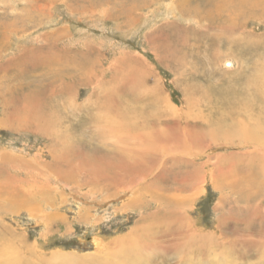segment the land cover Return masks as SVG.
<instances>
[{"label":"rangeland","instance_id":"374dc122","mask_svg":"<svg viewBox=\"0 0 264 264\" xmlns=\"http://www.w3.org/2000/svg\"><path fill=\"white\" fill-rule=\"evenodd\" d=\"M176 1L187 4L182 0H0V239L4 253L10 243L23 258L40 261L34 264H46L52 255L109 261L111 255L123 253L126 248L118 243L131 238L142 215L134 205L136 190L152 177L128 190L119 188L121 180L126 183L135 172L132 175L129 168L130 174L120 173L122 161L113 150L118 141L101 143L100 119L114 126L120 119L111 112L131 111V120L155 115L157 110L150 103L172 109L165 114L180 128L195 129L201 120L210 130L219 127L200 152L189 148L183 154L164 156L199 168V191L193 195L186 221L199 234L214 237L221 233L217 229L221 218L231 230L239 224V229L254 235L261 228L264 141L254 139L253 128L254 119L264 118V100L244 79L264 71V21L248 18V11L238 14L240 29L235 36L241 34L243 41L226 44L220 41L221 30L210 27L202 15L205 8L222 1L186 0L190 6L184 9L189 14L180 11ZM191 3L202 4V9L191 12ZM256 11L259 17L261 12ZM61 48L70 55L63 63L53 62L61 56ZM215 54L217 59L212 61ZM61 83L69 85L70 93L57 97L53 90ZM242 98L258 101L250 111L254 114L248 113L247 126L229 112ZM27 112L47 115L51 123L39 121L38 128L35 120L28 128L24 125ZM16 115L21 116L20 124ZM243 116L240 113L239 120ZM120 134L118 130L115 135ZM235 182H242L240 188L248 198L219 188ZM129 203L134 206L127 208ZM5 208L11 211L4 213ZM248 219L251 229H244ZM235 247L236 252L216 249L196 260L209 264L213 257L218 264H264L255 248Z\"/></svg>","mask_w":264,"mask_h":264},{"label":"bare ground","instance_id":"6f19581e","mask_svg":"<svg viewBox=\"0 0 264 264\" xmlns=\"http://www.w3.org/2000/svg\"><path fill=\"white\" fill-rule=\"evenodd\" d=\"M160 1H163V0H159V2ZM182 1H183V4L185 3H187L188 5L190 4L188 3L189 1H186V0H182ZM197 1L198 0H196V2ZM211 1H217V0H211ZM220 1L222 2H220L219 4L213 5L209 10L205 8L204 11L206 12L202 11L203 13L202 15L208 19V22L210 23V27H214L215 29L221 30V32L223 33V34L221 33L223 37L220 38L221 39L220 41H224L226 44H234L237 42L241 43L243 41V39L241 40L242 37L239 38L241 34L239 37L237 36L238 38H236L235 36V32L237 31L236 29H240L239 28L240 23H238L236 20V16L238 14L244 15L248 11L249 13L248 18H252L253 20L259 21V22H261L262 20L264 21V0H220ZM191 2H193V0H191ZM260 2L262 4L261 7H260ZM176 4H177L178 9L182 11L184 14L190 13L189 12L190 10L188 11L187 7H186L187 11L184 9L185 8L184 6L185 5L187 6V4L182 5L181 1H176ZM203 4L205 5V2ZM227 5L228 7L231 6L230 9H227ZM201 6L202 4L199 5L196 3L195 6L193 5L191 8L190 7L189 8L191 10L193 8V11L191 12L198 13L200 11ZM170 7L174 8V5L172 4V6ZM257 8H260V10L256 11ZM243 11H245V13H243ZM255 11L258 13L261 12V14H259V17L255 13ZM223 14H226V17H224ZM217 21H220L221 23H218ZM200 31L202 32V30ZM209 34H206V36L207 35L210 36ZM236 35H237V32H236ZM234 39H237V42H231V40L234 41ZM59 54L61 56L55 57L56 60H53V62L56 61L59 63L61 62L63 63L65 60H67L68 55H70V51H68L66 48H61ZM217 56L218 55L216 54L213 55L212 61L214 60L216 61ZM163 60L161 59V61ZM6 67L7 66H5L3 70H5ZM65 68L66 67H63L64 70L61 69L60 72L61 71L65 72ZM261 76L263 77L261 78ZM81 77L83 78V76ZM244 80L246 81V86L248 87V85H251L253 87L252 90L255 91V94L257 93L256 95L261 96V101L264 100V71H262L261 73L257 72V75L256 73L254 75H249ZM147 91L149 92L148 94H150L152 90L149 88L147 89ZM55 92L57 93L55 94ZM53 93L57 97H60V96L62 97L63 95L70 93V87L69 85L61 83L58 86V89L53 90ZM255 99L256 98H254L253 100ZM239 101L240 102L237 105H236V102L234 104L236 105L234 106L236 108H232V110L231 111L229 110V112H231V115L237 118V122L239 121L242 126H247L248 122L251 121V119H249L248 117V113L254 114V112H250V111L251 109H253V107L255 108L256 104L254 103H257L258 101L257 102L254 101L253 103L252 101L250 102L247 100L248 101L247 102L243 98ZM150 106H152L155 110H157V113L155 115L154 114H148V115L142 114L140 116H135V118L132 120L128 118L129 114H131V111L130 112H111L113 116H118L120 119V121H118L119 124H115L114 126L108 122H103L100 119V126L104 127V130H103L104 137L101 140V143L105 144L108 140L118 141L119 146L113 150H116L115 155L122 161L120 164L121 167H118L120 173L121 172L128 173L129 168H130V173L133 171L135 172L134 176L132 178H129V180L126 183L121 180L119 188L121 190H126V189L128 190L131 188L130 186H133L136 182L152 177V181L150 183L136 190L137 193H139V195L143 197V199L139 195H137L136 197L138 198L136 199L137 203L134 205L137 206L136 208H138L139 212L142 215L139 218L138 226L134 230L131 231L132 232L131 238L123 239L122 240L123 242L118 243L120 244V246L126 249L123 250V253L120 256L111 255L109 258V261H106L103 258H97V257L95 258L91 257L90 259H88V261L85 258V261H82L78 259H73V258L69 259V258H63L58 255H52L48 259V262L52 260L51 263L53 264L57 262L58 260H63L59 264H85V262L86 264L88 262L89 264H106L107 262H111V261H112V264H204L203 262L200 263V261L196 259L208 252L209 254H214V251L216 249L225 248L227 250L229 248V249H233L236 252L238 247H235V246L238 244H239V248L241 249L242 248L245 249L246 247L255 248L256 253L259 252V256L262 255L264 257V227H262L263 226L262 224L264 223V216H261V219H262L261 220L262 222L260 223L261 228L258 231H255L254 235L250 231L248 232L247 231L244 232V230L242 231L243 228L239 229L240 228L239 224L234 225V230H231L226 225L224 218H221L217 225V229L219 228L221 231L219 237L204 236V235L199 234L197 230L193 228L192 223H189L186 221V219H188L187 209L193 200V195L195 192L199 191V187H197L198 183L200 182L199 168L193 165L192 163L183 161L179 158L170 157V156L165 158L164 156L165 154H169L172 152H175L176 154H183L189 148L194 149L196 152H200L209 144V143L206 144L205 143L206 141L211 142V140L214 139L215 136L213 135V132L218 131L219 127H215L210 130L209 128H205V124L201 120V122L199 123V125L196 126L195 129L190 128V127L180 128L177 124L171 123L173 121L175 122V120L170 122L172 118H170L168 115L165 114V112H173V110L170 109L167 105L165 108H162L163 106L161 104L152 105V103H150ZM230 106H228V108ZM41 112H44V111H41ZM240 113H244V116L246 117L243 116L244 118L239 120L238 115ZM105 114L106 113H104L103 115ZM25 115L28 119H31V120L27 119L26 124H24L28 128L31 127L29 124H31V122L33 123L35 120L38 121L37 122L38 128H41L43 123H51L50 120L45 119L46 118L45 116H47L45 114H44L45 116H42L38 112H35V113L27 112V114L25 113ZM20 117H18L17 115L15 116V121L19 124L21 120ZM40 117H43V119ZM94 120L96 122L98 121L96 117H94ZM254 120H255V124L253 128V133L257 135H254L253 137L254 139L264 141V118L262 117L261 119V117L260 118L257 117ZM39 121L42 122V125H40ZM205 123L212 125L208 120L205 121ZM42 130L47 133V130L45 127L42 128ZM118 130L121 132V134L119 136H116L115 134L117 133ZM105 166H107V168L111 171L112 166L109 163H107ZM131 174L133 175V173ZM105 177L106 176H104V178ZM121 179L123 178L121 177ZM235 184L237 185H233L231 183H222L221 186L220 187L218 186V187L220 189L221 188L227 189V190L231 189L232 192H235L236 194H242L244 196H247L248 198L249 194H247L244 191V189L242 192L240 188V186L242 185V182H235ZM144 197H147V198H144ZM134 205L129 203L127 208L133 207ZM148 209H152V211L148 213H143L145 210H148ZM8 211H11V209L5 208L4 213ZM249 219H250V216H249ZM249 219L248 221L247 220L245 221L247 225L244 229L250 228L249 226L252 223L250 222ZM236 226L238 227V229ZM222 227H224V229H227V230L225 231L223 229L221 230ZM243 232L245 233L244 236L239 235V234H243ZM0 242H1L0 243V264H34L33 262L35 263L40 262L38 259H31L28 257L23 258L21 254L18 253L10 243L7 245L8 252L6 254L4 253L2 239H0ZM225 244H227V246ZM111 245H114V243H111ZM113 248L114 247L110 246L109 251L112 252ZM26 251H29V250H26ZM142 252H147L148 254L144 255ZM244 255L245 254H240V258L245 259L246 257ZM262 259L264 262V258ZM48 262H46V264ZM218 263L219 261L213 257L210 259V262H209V264H218ZM228 264H231V263H228Z\"/></svg>","mask_w":264,"mask_h":264}]
</instances>
